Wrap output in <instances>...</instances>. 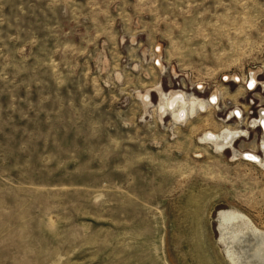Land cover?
<instances>
[{
    "label": "rangeland",
    "instance_id": "rangeland-1",
    "mask_svg": "<svg viewBox=\"0 0 264 264\" xmlns=\"http://www.w3.org/2000/svg\"><path fill=\"white\" fill-rule=\"evenodd\" d=\"M261 109L264 0H0V264H264Z\"/></svg>",
    "mask_w": 264,
    "mask_h": 264
},
{
    "label": "bare ground",
    "instance_id": "bare-ground-1",
    "mask_svg": "<svg viewBox=\"0 0 264 264\" xmlns=\"http://www.w3.org/2000/svg\"><path fill=\"white\" fill-rule=\"evenodd\" d=\"M256 82V79H254V76H253V71H250L248 77H247V80H246V85L248 88H251L254 83ZM148 94V93H147ZM180 95L179 93L177 92H172L167 96L166 100H163V95H161V99H160V102H159V107L162 109L166 106H170L174 103H179V109L180 111H185L186 110V107H188L187 105V102L185 101L184 98H180ZM215 92L212 93L209 97V100L210 101H214V98H215ZM146 99V98H145ZM147 103V102H146ZM191 106L194 107L195 105H199L201 108H204V104L201 102H196L195 100H191ZM237 112H238V109H236ZM182 113V112H181ZM258 120L260 121L261 123V129L262 127L264 128V112L263 110L261 109L260 113H259V116H258ZM206 138H210L212 139V141L214 142L215 144V147H218V148H221L224 146V143L227 141V140H232L234 137H235V134L234 132H230V131H225L222 135L220 136H216L215 134H206L205 135ZM233 151H235L233 149ZM232 212V211H231Z\"/></svg>",
    "mask_w": 264,
    "mask_h": 264
},
{
    "label": "built area",
    "instance_id": "built-area-1",
    "mask_svg": "<svg viewBox=\"0 0 264 264\" xmlns=\"http://www.w3.org/2000/svg\"><path fill=\"white\" fill-rule=\"evenodd\" d=\"M247 86V85H246Z\"/></svg>",
    "mask_w": 264,
    "mask_h": 264
}]
</instances>
